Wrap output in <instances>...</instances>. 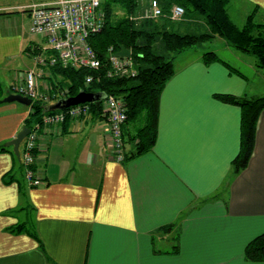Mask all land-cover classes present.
Wrapping results in <instances>:
<instances>
[{
  "label": "crops",
  "instance_id": "1",
  "mask_svg": "<svg viewBox=\"0 0 264 264\" xmlns=\"http://www.w3.org/2000/svg\"><path fill=\"white\" fill-rule=\"evenodd\" d=\"M240 2L245 15L237 25L252 12L264 23V0ZM32 4L0 0V82L9 94L39 68L34 48L45 39L31 30ZM213 40L218 45L209 50L220 61L207 64L204 51L191 50L175 66L149 152L115 160L108 126L94 113L43 127L37 187L28 185L14 151L0 150V264H264L245 257L264 232V109L250 162L233 176L242 110L217 96L264 95V69L253 58L242 69L236 50ZM62 79L47 71L41 82ZM30 111L0 101V145L16 137ZM21 223L36 237L11 230Z\"/></svg>",
  "mask_w": 264,
  "mask_h": 264
},
{
  "label": "trees",
  "instance_id": "2",
  "mask_svg": "<svg viewBox=\"0 0 264 264\" xmlns=\"http://www.w3.org/2000/svg\"><path fill=\"white\" fill-rule=\"evenodd\" d=\"M143 1L104 0L105 24L101 30L89 36L91 46L99 53H105L110 46L116 49L120 45L131 48L139 70L136 77L119 78L102 75L100 80L94 81L87 88L84 84L85 76L90 72H97L54 68L63 78L58 85L66 86L70 96L85 90L105 91L123 97L128 114L124 136L130 147L125 160L149 152L156 143L161 93L176 72L174 61L178 53L195 45L201 46L202 42L212 40L214 37H221L235 50L251 56L257 67L264 69V23L255 19L254 12L247 17L243 25H237L228 11L231 0H158L162 8L160 17H146L140 21L131 18L139 14L138 10ZM175 4L185 9V15L180 20H173L170 17L171 8ZM194 17L199 19L202 17L206 23L204 31H199L197 26L192 25L191 30L180 31L181 23L185 22L189 26ZM178 24L180 27L177 26ZM203 59L207 64L221 60L212 50L205 51ZM8 94L9 91L0 82V101ZM217 96L224 101L239 105L242 110L241 146L232 161V175L235 176L247 167L253 155L257 124L264 109V95L252 98L230 94ZM49 107L41 101H34L25 119V125L33 129L34 125L41 122L43 116L50 111ZM91 107L94 114L101 113L94 103H91ZM0 150H9L13 153L11 147L5 146V143L0 145ZM15 157L19 162L18 167L24 172L23 151L20 152V156L15 155ZM171 226L169 224L164 229ZM11 230L16 232L27 230L36 237L30 225L25 223L12 226ZM245 257L251 261H264V232L247 244Z\"/></svg>",
  "mask_w": 264,
  "mask_h": 264
},
{
  "label": "built area",
  "instance_id": "3",
  "mask_svg": "<svg viewBox=\"0 0 264 264\" xmlns=\"http://www.w3.org/2000/svg\"><path fill=\"white\" fill-rule=\"evenodd\" d=\"M104 0H56L54 2L35 3L30 6L31 30L44 37L45 43L34 48V59L38 69L28 70L24 76L11 87L12 93L27 96L34 101H41L50 106L60 99L69 97V89L58 85L55 81L41 82V77L54 68H71L88 70L85 76V87L89 88L102 75L119 78H133L139 73L133 58L119 56V48L110 46L103 57L89 42V36L101 30L105 24L106 14L103 9ZM144 14L131 16L140 21L146 17H160L162 8L158 0H151ZM185 15V9L175 4L170 11L173 20H180ZM139 23V22H138ZM103 72V74H102ZM101 115L108 126L107 141L111 145L114 159L124 161L127 154V143L124 136V126L128 118L127 106L123 97L107 93L100 107ZM93 114L91 103L85 102L64 109L47 112L41 122L30 129L20 146L23 151L25 165L24 176L30 187H37L43 179L37 173L36 163L40 152V132L43 127L55 128L68 119L88 118Z\"/></svg>",
  "mask_w": 264,
  "mask_h": 264
},
{
  "label": "water",
  "instance_id": "4",
  "mask_svg": "<svg viewBox=\"0 0 264 264\" xmlns=\"http://www.w3.org/2000/svg\"><path fill=\"white\" fill-rule=\"evenodd\" d=\"M131 54V50L125 46L120 45L119 51L117 55L119 56H129ZM103 57H109V53H100ZM9 91V90H8ZM107 97V93L105 91H97V92H89L85 90H81L78 94L74 96H69L67 98L60 99L56 103L50 105V110L55 109H64L73 105H77L80 103H94L95 106L100 109L101 102ZM3 101L5 102H20L27 106H31L33 100L27 96H23L21 94L10 93L8 94ZM30 133V128L27 125H24L21 130L17 133L16 137L7 141L5 146L12 147L16 156H20V146L25 137Z\"/></svg>",
  "mask_w": 264,
  "mask_h": 264
},
{
  "label": "rangeland",
  "instance_id": "5",
  "mask_svg": "<svg viewBox=\"0 0 264 264\" xmlns=\"http://www.w3.org/2000/svg\"><path fill=\"white\" fill-rule=\"evenodd\" d=\"M6 1H8V2H10V3H12L13 5H15V6H17V5H19L20 3H27L28 5L29 4H32L35 0H6ZM149 1L150 0H144L143 2H142V4H141V6H140V8H139V10H138V13L139 14H142V13H144V12H146L145 10H147V7H148V4H149ZM228 7H229V10H230V12H231V15H232V20L233 21H235V22H240L243 18V16L245 15V12H244V7H243V4H241V2H240V0H231V2L229 3V5H228ZM247 13V12H246ZM245 19V18H244ZM191 21V20H190ZM180 24V23H179ZM179 24L177 25V26H179ZM181 24H185V22H183V23H181ZM197 26V28H199L198 30L199 31H204V29L206 28V23L204 22V20L202 19V17L199 19V17L198 18H196V17H194L193 19H192V22H191V24H189V27L190 26ZM192 27V28H193ZM180 29V31H185V29H183V28H179ZM218 42L217 41H215V40H209V41H205V42H202L201 44V46H197V45H195V46H193L192 48H190V49H188V50H185V51H183V52H181V53H178L177 54V56H176V58H175V61H174V63H175V66H177L178 64H180V59H182L183 57H185V54H187V52L186 51H191V50H194V51H199V50H201V51H207V50H209V49H211L212 47H214V46H216V45H218L217 44ZM235 52H237L236 54L238 55V56H240V58H243L242 60H243V62L242 63H238V61H235L236 63H238V65H241L240 67L242 68V69H245V68H249V62L248 61H245L244 62V58L245 59H247V58H252L251 56H249V55H245V54H243V53H241V52H239V51H235ZM193 54H197V53H193ZM181 56H183V57H181ZM233 61V60H232ZM234 62V61H233ZM234 62V63H235ZM23 75V74H22ZM24 76V75H23ZM261 77H259L258 78V82H262V78L260 79ZM20 80V79H19ZM15 83H17V82H15ZM14 83V84H15ZM13 84V85H14ZM263 84V83H262ZM12 85V86H13ZM11 86V87H12ZM3 99V98H2ZM18 104H19V106H21V107H23V108H25V107H29V106H27V105H25V104H22V103H20V102H17ZM12 148V147H11ZM127 149L129 150L130 149V147H129V145L127 144Z\"/></svg>",
  "mask_w": 264,
  "mask_h": 264
}]
</instances>
